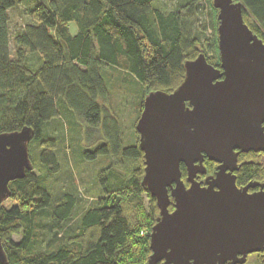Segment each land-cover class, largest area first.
<instances>
[{"label": "trees", "instance_id": "obj_1", "mask_svg": "<svg viewBox=\"0 0 264 264\" xmlns=\"http://www.w3.org/2000/svg\"><path fill=\"white\" fill-rule=\"evenodd\" d=\"M203 1L213 0H178L164 11L154 0H0V134L23 128L34 134L28 145L33 169L9 184V199L16 205L0 206V241L9 264H147L158 209L141 186L144 159L138 140L124 145L118 122L99 104L109 93L104 69L118 68L132 76L141 85L144 101L150 93L177 89L184 80V64L200 54L217 68V42H203L204 32L198 30ZM233 1L241 4L243 22L264 44V0ZM18 5L26 22L15 34L11 58L8 12ZM69 23L76 25L74 36ZM207 51L217 53V63L210 62ZM28 53L37 55V64H30ZM65 120L71 127L85 126L87 135L100 128L104 141L78 154L87 161L109 160L96 175L102 198L82 214L75 229L66 223L77 197L65 193L53 204L46 184L58 170L55 151L65 139ZM238 164L236 186L258 183L264 190V153L239 154ZM203 167L206 172L196 177L198 182L216 171V164L207 160ZM180 170L187 186L184 167ZM143 194L151 206L148 230L140 227L137 216ZM40 217L49 239L37 249ZM137 232L140 237L146 233L141 261L127 259ZM63 235L69 242L59 239Z\"/></svg>", "mask_w": 264, "mask_h": 264}, {"label": "water", "instance_id": "obj_2", "mask_svg": "<svg viewBox=\"0 0 264 264\" xmlns=\"http://www.w3.org/2000/svg\"><path fill=\"white\" fill-rule=\"evenodd\" d=\"M212 4L219 66L203 54L186 62L180 86L148 94L135 124L141 186L158 209L147 264H245L264 252L263 185L239 188L234 175L239 154L264 153V44L243 22L240 3ZM33 135L29 128L0 134V206L9 184L33 169ZM205 160L216 171L198 182ZM0 264H9L1 241Z\"/></svg>", "mask_w": 264, "mask_h": 264}, {"label": "rangeland", "instance_id": "obj_3", "mask_svg": "<svg viewBox=\"0 0 264 264\" xmlns=\"http://www.w3.org/2000/svg\"><path fill=\"white\" fill-rule=\"evenodd\" d=\"M177 1L178 0H154V6L164 11H169L174 8ZM216 16L217 13L212 8V3L210 4L208 1H203L197 16L198 30L204 32L202 37L203 42H209L212 39H215L217 42ZM8 17L9 54L11 58H13L16 50L13 41L15 34L23 30L26 22V18L23 15V6L18 5L11 9L8 12ZM67 28L71 35L74 36L77 33V28L74 23H69ZM205 54L211 59L210 62L212 64L217 63V53L215 54L212 51H207ZM28 57L31 65L37 64L36 54L28 53ZM104 70L106 71L105 76L109 93L106 99L99 101V104L105 115L113 117L118 122L124 145H134L138 140L135 124L139 118L143 102L141 85L137 83L132 76L121 69L106 67ZM51 124L57 125L58 122H52ZM63 128L65 132L64 142L61 146L57 147L55 151L58 161V170L47 179L46 184L53 204H56L65 193H72L77 197L78 204L70 220L66 223V228L75 229L82 214L86 210L94 207L97 201L102 198L96 175L109 164V160L107 158H98L95 161H87L82 159L78 154L79 150H92L104 141L100 128L90 130V134L87 135L88 129L85 126L79 124L71 127V124L66 122V120L63 121ZM70 128L74 129L73 132ZM127 194L128 193L122 196L121 200L125 199ZM140 199L142 201L137 216L141 218L140 227H147L148 230L149 223L151 222L149 218L151 208L149 198L146 194H143L140 196ZM14 205H16V202L8 199L1 206L10 208ZM37 222H40V224L36 227L35 239L38 241V244L35 248L42 249L45 242L49 239V236L42 226L46 223L44 218H38ZM139 233L140 232H137V237L135 238L136 246L131 250L130 256L127 259L136 258L141 261L144 258L146 233L142 237H140ZM19 239L20 237L13 238L15 242L19 241ZM59 239L68 241L65 235ZM260 254L249 255L245 264H262L264 257Z\"/></svg>", "mask_w": 264, "mask_h": 264}, {"label": "flooded vegetation", "instance_id": "obj_4", "mask_svg": "<svg viewBox=\"0 0 264 264\" xmlns=\"http://www.w3.org/2000/svg\"><path fill=\"white\" fill-rule=\"evenodd\" d=\"M250 153H252V152H250ZM248 154V153H247ZM254 154H257V153H254ZM256 190H258V189H256ZM255 189L254 190H250L249 192L250 193H252V192H254V191H256ZM170 211V210H169ZM172 211V210H171ZM260 254V253H259ZM252 255H255V254H252ZM261 256H263L264 257V252H261V254H260ZM248 258V257H247Z\"/></svg>", "mask_w": 264, "mask_h": 264}]
</instances>
